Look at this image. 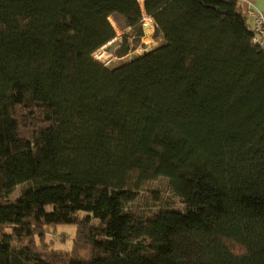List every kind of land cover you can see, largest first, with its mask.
Returning <instances> with one entry per match:
<instances>
[{
	"label": "trees",
	"instance_id": "obj_1",
	"mask_svg": "<svg viewBox=\"0 0 264 264\" xmlns=\"http://www.w3.org/2000/svg\"><path fill=\"white\" fill-rule=\"evenodd\" d=\"M143 10L161 42L105 66L91 54L115 38L111 14L132 36L117 54L137 46L138 0H0V264H264L251 22L238 0ZM158 177L183 209L129 210ZM57 224H75L70 250L44 241Z\"/></svg>",
	"mask_w": 264,
	"mask_h": 264
},
{
	"label": "rangeland",
	"instance_id": "obj_2",
	"mask_svg": "<svg viewBox=\"0 0 264 264\" xmlns=\"http://www.w3.org/2000/svg\"><path fill=\"white\" fill-rule=\"evenodd\" d=\"M108 19L115 30L116 36L113 40L106 43V48L103 49V51L100 50L96 53L97 55H94L99 62L106 66H114L134 55L139 56L161 42L160 37L157 38L153 36L154 29L150 28V34H146L140 24L142 34L137 46L133 50H130L125 56L121 57L117 54L120 45L125 41L132 42V36H128L126 40L123 37L126 32H129L130 26L126 19L117 13L111 14ZM250 21L251 19L248 17V22ZM146 26H148V24L145 25V27ZM100 53L104 55V59L98 58ZM21 188L22 185L17 186L11 192L9 198L15 200L20 195ZM161 208H171L179 211L183 209V203L180 197L171 192L168 180L164 177H158L142 184L138 191L137 198L128 205L129 210L143 216L151 215ZM82 214L83 213H80L78 216L80 217ZM75 232V224H57L50 232L44 235V241L50 242L49 247L52 249L70 250Z\"/></svg>",
	"mask_w": 264,
	"mask_h": 264
},
{
	"label": "built area",
	"instance_id": "obj_3",
	"mask_svg": "<svg viewBox=\"0 0 264 264\" xmlns=\"http://www.w3.org/2000/svg\"><path fill=\"white\" fill-rule=\"evenodd\" d=\"M141 8H142V17H141V26L143 30H145V25L148 24L149 28L154 29L155 23L154 20L146 14L143 10V0H138ZM242 13L246 16L251 18V25L253 30V35L250 39L251 43L256 46L261 52H264V9L259 8L249 2H247L245 8L243 9ZM149 22V23H148ZM106 48V44L102 45L98 49H96L91 55L96 59L94 55H97L100 50ZM98 58H105L102 53L98 55ZM99 62V60H97ZM101 63V62H100ZM102 64V63H101ZM104 65V64H102ZM106 66V65H105Z\"/></svg>",
	"mask_w": 264,
	"mask_h": 264
},
{
	"label": "crops",
	"instance_id": "obj_4",
	"mask_svg": "<svg viewBox=\"0 0 264 264\" xmlns=\"http://www.w3.org/2000/svg\"><path fill=\"white\" fill-rule=\"evenodd\" d=\"M247 2H249V3L255 5V6L259 7V8L264 9V0H238V5L240 7L241 12L245 8Z\"/></svg>",
	"mask_w": 264,
	"mask_h": 264
},
{
	"label": "bare ground",
	"instance_id": "obj_5",
	"mask_svg": "<svg viewBox=\"0 0 264 264\" xmlns=\"http://www.w3.org/2000/svg\"><path fill=\"white\" fill-rule=\"evenodd\" d=\"M145 33L150 34V28L148 26L145 27Z\"/></svg>",
	"mask_w": 264,
	"mask_h": 264
}]
</instances>
